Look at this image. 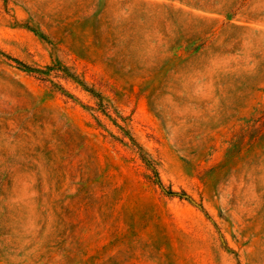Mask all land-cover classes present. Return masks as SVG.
<instances>
[{"label":"rangeland","instance_id":"rangeland-1","mask_svg":"<svg viewBox=\"0 0 264 264\" xmlns=\"http://www.w3.org/2000/svg\"><path fill=\"white\" fill-rule=\"evenodd\" d=\"M0 264H264V0H0Z\"/></svg>","mask_w":264,"mask_h":264}]
</instances>
